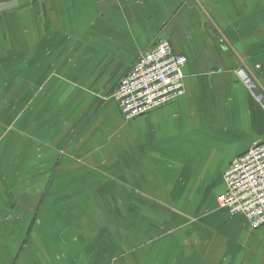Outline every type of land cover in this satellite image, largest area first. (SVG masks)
Here are the masks:
<instances>
[{
  "label": "crops",
  "instance_id": "obj_1",
  "mask_svg": "<svg viewBox=\"0 0 264 264\" xmlns=\"http://www.w3.org/2000/svg\"><path fill=\"white\" fill-rule=\"evenodd\" d=\"M160 42L185 94L126 120L113 93ZM258 95L264 0H0V264H264V226L217 204Z\"/></svg>",
  "mask_w": 264,
  "mask_h": 264
},
{
  "label": "built area",
  "instance_id": "obj_2",
  "mask_svg": "<svg viewBox=\"0 0 264 264\" xmlns=\"http://www.w3.org/2000/svg\"><path fill=\"white\" fill-rule=\"evenodd\" d=\"M186 64L187 58L173 54L167 42L140 56L113 94L125 119L140 118L181 98ZM239 76L251 91H257V83L246 71ZM257 99L264 106V96ZM223 180L226 192L218 196V207L232 216L243 215L253 229L264 226V142L238 157Z\"/></svg>",
  "mask_w": 264,
  "mask_h": 264
},
{
  "label": "rangeland",
  "instance_id": "obj_3",
  "mask_svg": "<svg viewBox=\"0 0 264 264\" xmlns=\"http://www.w3.org/2000/svg\"><path fill=\"white\" fill-rule=\"evenodd\" d=\"M114 94V93H113ZM124 116V115H123ZM125 118V117H124Z\"/></svg>",
  "mask_w": 264,
  "mask_h": 264
}]
</instances>
